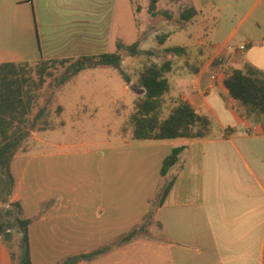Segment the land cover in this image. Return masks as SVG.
I'll return each instance as SVG.
<instances>
[{"label": "crops", "instance_id": "crops-1", "mask_svg": "<svg viewBox=\"0 0 264 264\" xmlns=\"http://www.w3.org/2000/svg\"><path fill=\"white\" fill-rule=\"evenodd\" d=\"M137 1L124 0L129 20L164 14L166 3L194 10L189 21L168 30L159 50H182L171 56L169 97L208 117L211 131L201 139L157 141L171 152L184 151L172 171L174 185L156 212V239L132 242L81 264H264V120L246 117L221 76L247 65L264 72V0ZM121 3L0 0V65L98 56L115 52L117 42L129 46L118 26ZM139 42L149 46L141 37ZM13 201L27 215L19 182ZM30 243L32 252L31 236ZM83 248V241L71 247L66 241L61 250L54 248L63 254L56 260L84 255ZM0 264H15L1 237Z\"/></svg>", "mask_w": 264, "mask_h": 264}, {"label": "rangeland", "instance_id": "rangeland-1", "mask_svg": "<svg viewBox=\"0 0 264 264\" xmlns=\"http://www.w3.org/2000/svg\"><path fill=\"white\" fill-rule=\"evenodd\" d=\"M121 2L118 26L123 39L132 45L141 37L149 44L144 49L156 51V62L171 59L168 49L159 50L157 37L184 24L182 8L166 3L164 14L147 20L138 15L136 21L126 17L124 0ZM146 63V58L124 56L122 68L130 82L113 68H100L59 85L66 70L63 67L47 81L33 116L47 108L48 120L56 127L35 132L12 167L27 206L25 215L32 220L33 264L60 261L56 258L63 254L55 253L54 248L61 250L66 241L70 247L83 241L86 248L81 251L88 254L144 223L145 232L132 242L156 239L157 195L165 183L160 169L171 147L133 139L131 116L143 95L138 79ZM59 106L63 107L61 114L57 113Z\"/></svg>", "mask_w": 264, "mask_h": 264}, {"label": "trees", "instance_id": "trees-1", "mask_svg": "<svg viewBox=\"0 0 264 264\" xmlns=\"http://www.w3.org/2000/svg\"><path fill=\"white\" fill-rule=\"evenodd\" d=\"M194 15V10H186L181 17L183 21H189ZM167 38V34L158 36L159 44L163 45ZM116 47L115 52L98 56L0 65V237L15 264H33L30 243L32 220L26 217L22 204L13 201L17 181L12 165L35 132H46L56 127L48 120L47 108H41L35 116L33 112L42 90L49 79L55 78L54 71L58 67L66 69L59 85L66 84L84 71L98 68H113L126 82H130L122 68L124 56L146 58L147 63L138 79L143 95L135 102V112L131 116L133 139H201L210 134L211 121L208 117L197 113L188 102L169 97L171 84L168 75L173 69L171 59L163 63L156 62V51L142 50L139 41L129 46L117 42ZM167 51L172 54L182 52L179 48ZM224 85L230 96L244 107L248 119L264 120L263 71L251 65H247L244 70H233ZM62 112L63 107L59 106L57 113ZM183 151L184 148L173 149L162 163L160 174L165 183L157 195L158 207L163 206L174 185L172 171L180 164ZM146 226L144 223L109 246L90 254L69 257L56 264L94 261L110 250L126 246L142 236Z\"/></svg>", "mask_w": 264, "mask_h": 264}, {"label": "built area", "instance_id": "built-area-1", "mask_svg": "<svg viewBox=\"0 0 264 264\" xmlns=\"http://www.w3.org/2000/svg\"><path fill=\"white\" fill-rule=\"evenodd\" d=\"M246 49H247V47H246L245 45H243V46L240 47V50H241L242 52H245ZM230 75H231V74L226 73L225 71H222V72H221V76H222L223 78H225V79L229 78ZM213 78H214V80H216V79H218V76H214Z\"/></svg>", "mask_w": 264, "mask_h": 264}]
</instances>
